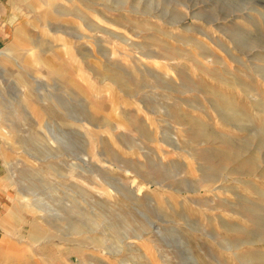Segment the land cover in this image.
Wrapping results in <instances>:
<instances>
[{
	"label": "rangeland",
	"instance_id": "obj_1",
	"mask_svg": "<svg viewBox=\"0 0 264 264\" xmlns=\"http://www.w3.org/2000/svg\"><path fill=\"white\" fill-rule=\"evenodd\" d=\"M0 264H264V0H0Z\"/></svg>",
	"mask_w": 264,
	"mask_h": 264
}]
</instances>
